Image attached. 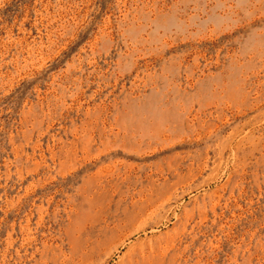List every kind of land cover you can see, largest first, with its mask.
I'll return each instance as SVG.
<instances>
[{"label": "rangeland", "instance_id": "rangeland-1", "mask_svg": "<svg viewBox=\"0 0 264 264\" xmlns=\"http://www.w3.org/2000/svg\"><path fill=\"white\" fill-rule=\"evenodd\" d=\"M0 264H264V0H0Z\"/></svg>", "mask_w": 264, "mask_h": 264}]
</instances>
